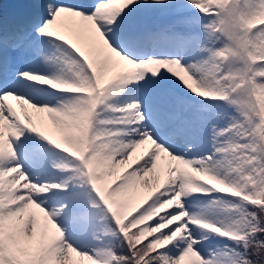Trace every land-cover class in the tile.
<instances>
[{"label": "snow or ice", "instance_id": "snow-or-ice-1", "mask_svg": "<svg viewBox=\"0 0 264 264\" xmlns=\"http://www.w3.org/2000/svg\"><path fill=\"white\" fill-rule=\"evenodd\" d=\"M142 3L166 7L178 17L177 26L122 30L137 0H46V14L34 22L18 19L7 37L0 27V74L17 55L6 54V45L29 54L33 63L43 58L53 68L47 73L29 69L14 81H0V264H17L21 235L34 250L55 248L49 264H68L73 253L88 264H183L186 258L190 264H264V0ZM170 76L193 94L219 98L234 114L217 110L221 105L194 104L187 94L145 97V84ZM35 81L63 90L66 98L55 104L35 102L43 91ZM121 95L124 104L109 102ZM10 98L48 113L56 134L27 111L22 118ZM105 112L112 115L100 118ZM5 126L10 129L7 140ZM26 130L78 158L75 174L60 183L34 182L17 154ZM206 130L214 151L190 152ZM98 143L117 147L98 153ZM237 144L241 147H231ZM174 145L185 147L173 152ZM50 163L68 168L67 163ZM121 165L130 171L110 186L111 166ZM141 182L147 193L133 203L129 190ZM85 184L94 194L73 195L53 212L43 206L42 194L50 189L71 194ZM208 191L240 199L226 205L223 219L190 213L182 198ZM101 201L116 225L105 234H119L118 247L126 241L125 252L113 247L81 251L65 240L53 218L66 216L87 232L99 222L94 212ZM221 203L214 200L212 207ZM34 210L42 214V237ZM202 230L232 238L243 251L231 248L206 258Z\"/></svg>", "mask_w": 264, "mask_h": 264}, {"label": "rangeland", "instance_id": "rangeland-1", "mask_svg": "<svg viewBox=\"0 0 264 264\" xmlns=\"http://www.w3.org/2000/svg\"><path fill=\"white\" fill-rule=\"evenodd\" d=\"M42 1L45 2L46 0H42ZM82 2L85 4H89V0H82ZM3 3H4V0H0V12H1V8L3 6ZM149 5L150 4L142 3V0H137L136 6L131 9L132 13H130L131 11H129L127 13V16H126L127 22L132 23L135 18L141 16L144 18L141 21L143 23H146L147 21H146L145 17L148 15V13L151 16V13H152V10L149 8ZM151 7H152V5H151ZM168 12H169V10L166 7L159 6V9L157 12L158 17L156 19H159L160 15H163L164 17L167 16ZM126 18L122 21V24L126 23ZM147 20H148V17H147ZM136 22H140V21H135V22H133V24H135ZM0 27H2L3 33L8 29L5 20L2 19V17H1V13H0ZM158 46L160 48L166 47V45L163 43V41L159 42ZM10 52L11 51L5 50L6 54L10 53ZM43 62H44L43 58H40L38 61V63L40 64L39 70H37L35 67L32 68L30 65L28 66L27 70L35 69L37 72H44V73L50 72L49 71L50 67H48V69H46V70H42ZM191 62H193V61H189V63H191ZM174 78H176V77H174ZM176 79H178V78H176ZM171 83H174V81L171 80ZM177 83H178L179 87H181L183 90L188 91L190 94H193L190 92L189 89H187V87L185 85L182 84V82L179 81V79L177 80ZM39 88L41 90H43V88H41V87H39ZM22 89L26 90V87L22 86ZM150 90H152V89H150ZM45 93H46V91L43 90L42 94H40V93L38 94L39 96L37 97V99L42 100L45 97ZM163 93L179 94L174 89L167 90ZM194 95L199 96L198 94H194ZM206 98H209V97H206ZM10 102H12L15 107L23 109L21 107V106H23V104H21L19 101L15 100L14 98H10ZM116 102L120 103V100H117ZM224 107L225 108H221L218 110L226 111L228 113L234 114V109L232 107H229L227 104ZM42 114L44 115L45 119H47V122L49 124V130L53 131V133H54V130L51 126L50 115L48 113H42ZM48 118H49V120H48ZM100 118H101V116H100ZM220 123L224 124V123H226V120H221ZM5 125H7V122H5ZM31 142H33V141H31ZM18 144L19 145L22 144L20 140H19ZM143 147H146V146H142V149H143ZM26 148L27 147H25V149ZM191 150H192L191 152H193V153L211 154V152L214 151V149H212V147H211L210 131L206 130L204 133H202L200 135V137L198 138V140L195 142L194 148H191ZM138 151H140V150H138ZM21 159H22L25 170L27 169V171L30 174V178L34 182H37V183H44V182H47L50 184L51 183H60L64 180H66L70 176V175H63L60 178L52 179L50 176V173L54 170H60V168L51 166L50 162H54L57 164L67 163L68 167L73 165V164L76 165L73 161H71L65 157L60 156L58 152L53 151L52 149H50L48 151H42V152L38 153L37 155H34V153L29 154L26 150ZM165 162H166V157H163L162 163H165ZM122 166H124V165H121L120 167L111 166L110 172H115V170H117L118 168H121ZM102 167H109V166L105 165ZM74 174H72V175H74ZM150 176L152 177V180L154 182L155 181L154 174H150ZM77 181H79V177H77ZM143 184H144V182H141L140 185L129 190V195H132L135 197V199L133 200V203H137L138 198H140L143 195H146L147 189L143 187ZM137 189H139V191H137ZM54 190L55 189H50L49 193L42 194L44 196L43 206L47 210H49L50 212H53L54 208L58 207L61 203H63V202L55 203L54 201L51 202L50 197H51V193ZM200 195H206L208 197L197 198ZM80 196L83 197L82 195H80ZM72 199H67L65 201H71ZM214 200L222 201L223 203L217 205L216 207H212V203ZM182 202L185 204V207L187 208V210L192 214L204 215V216H207L209 219H216V218L223 219L225 214H226L225 213L226 205L229 202H238V201L227 198L226 196H224L222 194H218L216 192L208 191V192H201V193H189L186 197L183 198ZM30 211H32V210H30ZM34 211L37 212L38 220H39V218H42V214H40L38 212V210H34ZM103 214H105V213L102 210H98V211L94 212V215L98 218L99 222H98L97 226L95 227V229L89 230L87 232L81 231L78 227H76L74 224H72L66 216L57 217L54 215L53 218L61 226V228H65V230L67 231V235L65 236V240L67 242L73 244L74 246L79 248L81 251L94 253V252H99V251H102L106 248L111 247V246H109L110 242H111V240H109V236L107 235L105 237V235H101L102 233L106 232L105 221H104V219H102ZM196 227H199V226H196ZM202 231L207 236V239H201V245H200L206 258H209L213 252H221V251H225L227 249L234 248V247H230L228 245V243H226V240L223 239V237L220 234L211 233V230H202ZM38 232L42 236L43 230H42L41 226H39V225H38ZM50 234H51V228L49 227V235ZM170 254H172V253H170ZM68 264H88V261L81 258L77 254L73 253L71 256V259L68 261ZM183 264H190V260L186 258V260L183 262ZM225 264H227V260L225 261Z\"/></svg>", "mask_w": 264, "mask_h": 264}, {"label": "clouds", "instance_id": "clouds-1", "mask_svg": "<svg viewBox=\"0 0 264 264\" xmlns=\"http://www.w3.org/2000/svg\"><path fill=\"white\" fill-rule=\"evenodd\" d=\"M264 101V97L260 98ZM262 143H264V139H262ZM117 145L115 144H104L98 143L96 145V150L98 153H104L108 151L115 150ZM234 149H238L241 147L240 145H231ZM81 150H83V146H81ZM19 244V255L15 257L17 264H49V261L53 258L55 254L54 247L41 246L36 248L35 250L32 248L30 243L25 240L23 235L18 238ZM3 249L2 243V235H0V250Z\"/></svg>", "mask_w": 264, "mask_h": 264}, {"label": "bare ground", "instance_id": "bare-ground-1", "mask_svg": "<svg viewBox=\"0 0 264 264\" xmlns=\"http://www.w3.org/2000/svg\"><path fill=\"white\" fill-rule=\"evenodd\" d=\"M14 52H16V51H14ZM17 52L19 53V50H17ZM19 54H20V53H19ZM16 56L19 57L18 54H17ZM15 60H16V57H15V59H14L13 61H15ZM28 62H29L30 66H31L32 68L35 67L37 70H39V66H40V64H39L38 62L33 63L32 59H29ZM48 67H50V68H49V71H53V68H52L50 65H48V64L45 63V62H43L42 70H46V69H48ZM47 86H48V85H47ZM36 87H37L38 89H40L38 86H36ZM40 94H42V91L40 92ZM65 98H66V97L58 98V99H56L55 101H51V103H52V104L58 103L60 100L65 99ZM134 188H135V187H134Z\"/></svg>", "mask_w": 264, "mask_h": 264}, {"label": "trees", "instance_id": "trees-1", "mask_svg": "<svg viewBox=\"0 0 264 264\" xmlns=\"http://www.w3.org/2000/svg\"><path fill=\"white\" fill-rule=\"evenodd\" d=\"M262 238H264V234H261ZM126 251V248L124 249H121L119 252H125ZM249 251H251V249H249Z\"/></svg>", "mask_w": 264, "mask_h": 264}]
</instances>
